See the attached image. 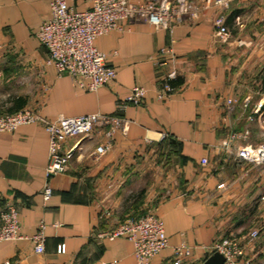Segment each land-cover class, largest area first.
Instances as JSON below:
<instances>
[{
	"label": "crops",
	"instance_id": "0c3cea01",
	"mask_svg": "<svg viewBox=\"0 0 264 264\" xmlns=\"http://www.w3.org/2000/svg\"><path fill=\"white\" fill-rule=\"evenodd\" d=\"M49 1L0 0V113L112 119L89 136L66 137L67 168L51 177L42 122L0 131V212L16 207L22 235L0 241V263L135 264L133 242L109 233L149 208L168 241L151 264H173L172 247L181 244L190 248L181 264H204L228 235L242 246L239 264H264V163L235 154L264 143V0H229L226 40L214 34L213 0H189V11L166 27L123 21L95 38L116 71L96 90L46 63L36 31ZM91 2L67 0L77 9ZM171 71L172 89L160 98ZM134 86L143 90L139 103L118 108ZM99 145L107 148L98 155ZM41 222L45 250L37 254L30 236Z\"/></svg>",
	"mask_w": 264,
	"mask_h": 264
},
{
	"label": "built area",
	"instance_id": "2783aa9c",
	"mask_svg": "<svg viewBox=\"0 0 264 264\" xmlns=\"http://www.w3.org/2000/svg\"><path fill=\"white\" fill-rule=\"evenodd\" d=\"M218 8L213 21L214 34L219 40H226L230 30L225 23V11L229 0H213ZM50 16L43 19L36 31V37L48 52L47 64L54 66L57 73H68L79 86L88 90H96L99 86L111 83L116 71L105 62V57L95 44V38L109 30L120 29L125 20L148 21L155 26L166 27L170 21L180 18L189 11L186 0H177L170 4L169 0H149L132 3L127 0H92L91 6L77 9L70 6L67 0H50ZM159 54L164 53L159 50ZM176 73L171 71L161 83L162 98L172 87L169 79ZM143 96V90L134 86L128 96L119 102L118 108L127 103L138 104ZM112 118L102 114H87L79 116H59L55 120H47L30 108H23L11 113H0V131H12L19 124L29 121H39L50 136L48 162L45 167L47 177L64 172L67 168V156L63 150L66 137L74 135L89 136L91 131L109 122ZM106 146L99 145L97 154H102ZM238 158L255 164L264 163V143L243 145L237 147ZM206 160L203 159L202 162ZM221 186V184H219ZM47 199L51 194L48 184L43 189ZM18 212L13 204L7 205L0 212V241L21 238L18 230ZM44 224L41 222L36 233L30 236L33 250L41 254L45 250ZM256 236L257 230L250 232ZM111 238L123 236L133 242L135 264H151L152 258L168 247L162 220L153 212L138 216H127L109 233ZM60 251L64 247L59 248ZM211 254L218 252L224 257L225 264H239L243 255L239 240L232 235L215 241ZM190 255V248L185 245L172 247V263L181 264ZM0 264H19L17 260H6Z\"/></svg>",
	"mask_w": 264,
	"mask_h": 264
},
{
	"label": "water",
	"instance_id": "95a60500",
	"mask_svg": "<svg viewBox=\"0 0 264 264\" xmlns=\"http://www.w3.org/2000/svg\"><path fill=\"white\" fill-rule=\"evenodd\" d=\"M204 264H224V257L218 252H213L208 256Z\"/></svg>",
	"mask_w": 264,
	"mask_h": 264
},
{
	"label": "rangeland",
	"instance_id": "374dc122",
	"mask_svg": "<svg viewBox=\"0 0 264 264\" xmlns=\"http://www.w3.org/2000/svg\"><path fill=\"white\" fill-rule=\"evenodd\" d=\"M128 2H132V1H130V0H127ZM146 1H149V0H143V2H146ZM170 1V4L172 5V4H175L176 2H177V0H169ZM186 1H189V0H186ZM133 3V2H132ZM142 3V2H141ZM138 4H140V3H138ZM147 212H153L152 210H150L149 208H146L145 210H144V212H143V214L144 213H147ZM116 227V226H115Z\"/></svg>",
	"mask_w": 264,
	"mask_h": 264
},
{
	"label": "trees",
	"instance_id": "16d2710c",
	"mask_svg": "<svg viewBox=\"0 0 264 264\" xmlns=\"http://www.w3.org/2000/svg\"><path fill=\"white\" fill-rule=\"evenodd\" d=\"M172 82H173V81H170V80H169L170 85L174 84V82H173V83H172Z\"/></svg>",
	"mask_w": 264,
	"mask_h": 264
}]
</instances>
